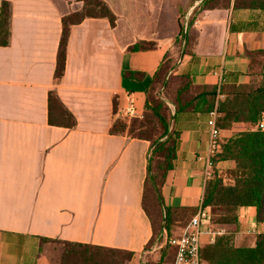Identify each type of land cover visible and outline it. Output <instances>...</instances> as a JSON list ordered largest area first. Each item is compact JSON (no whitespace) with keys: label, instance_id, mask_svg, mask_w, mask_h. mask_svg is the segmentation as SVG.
<instances>
[{"label":"crops","instance_id":"crops-1","mask_svg":"<svg viewBox=\"0 0 264 264\" xmlns=\"http://www.w3.org/2000/svg\"><path fill=\"white\" fill-rule=\"evenodd\" d=\"M5 1L12 6V17L9 45L0 46V264H62L59 242L132 252L126 264H162L146 250L155 236V223L144 206L151 143L110 130L116 118L133 119L124 114L131 104L135 118L143 117L153 77L165 56L177 52L180 25L172 15L173 0L163 30L157 27L162 19L153 18L151 32L125 25L132 0H104L118 17L116 26L105 18L74 25L59 82L55 70L62 18L83 3ZM203 1L196 0L189 9L198 11L187 32L190 52L179 58L175 75L188 78L193 97L216 88L260 86L264 10L235 6L236 0H212L205 9ZM148 40L157 48L130 50ZM130 72L143 77H127ZM51 90L77 119L74 129L49 124ZM216 99L206 96L193 109L176 114L173 107L177 157L162 196L170 209L169 230L177 237L201 206L214 170L208 120ZM219 129L226 143L248 126ZM235 167L230 160L215 163L226 184L233 183ZM208 228L203 226L201 236L202 264L216 262L226 249L254 248L264 222L257 220L255 207H241L236 224L216 225L221 235L210 234Z\"/></svg>","mask_w":264,"mask_h":264},{"label":"trees","instance_id":"trees-1","mask_svg":"<svg viewBox=\"0 0 264 264\" xmlns=\"http://www.w3.org/2000/svg\"><path fill=\"white\" fill-rule=\"evenodd\" d=\"M83 3L81 10L71 12L62 18V35L57 54L55 81L59 82L65 72L66 53L69 35L74 25L80 24L87 18L108 19L115 27L118 17L104 0H80ZM212 0H204L202 8H210ZM235 6L251 9H263L264 0H236ZM198 11L194 12L191 22L181 25L176 41L183 43V53L190 52L187 41V32ZM12 6L5 0H0V46H8L11 37ZM157 48V43L138 41L130 47L131 51H149ZM264 55V51L262 52ZM173 55L167 54L156 72L151 85L146 92V110L142 118H133L126 121L116 118L110 133L146 140L151 143L148 157L147 179L145 183L144 206L147 210V192L149 187L155 196V201L166 212L165 229L170 231V209L165 207L162 188L169 171L174 168L177 157L178 134L171 129V122L175 114L181 110L193 109V106L206 96L217 97L218 89L204 92L197 96L191 95L193 87L187 77H179L181 86L175 93L172 101L157 98L153 93L156 86L165 79L170 70L169 64ZM174 58V57H173ZM176 70V69H175ZM127 77L142 79L141 73L130 72ZM263 83L258 87H238L226 91L218 107L219 117L217 126L229 128L233 124L244 123L248 126L245 131L238 132L223 146L221 154L212 160L213 176L205 186L203 205L211 207L210 225H231L237 223V213L241 207H255L257 220L264 222V131L257 129V123L264 114V68ZM215 103L209 108L213 110ZM210 111V112H211ZM114 113H117V103L114 102ZM48 122L51 126L74 129L77 119L61 101L56 90L48 94ZM217 160L235 162L233 183L226 184L215 169ZM147 213L148 210H147ZM164 217V211H163ZM154 222V221H153ZM155 223V222H154ZM155 237V236H154ZM153 237V239H154ZM153 239L146 250H149ZM51 241V240H47ZM64 247L62 264H126L133 257L132 252L109 249L100 246L83 245L76 243L59 242ZM176 255V251H175ZM175 260V259H174ZM162 263V259L160 260ZM210 264H264V233L258 235L254 248H232L223 250L216 262Z\"/></svg>","mask_w":264,"mask_h":264},{"label":"rangeland","instance_id":"rangeland-1","mask_svg":"<svg viewBox=\"0 0 264 264\" xmlns=\"http://www.w3.org/2000/svg\"><path fill=\"white\" fill-rule=\"evenodd\" d=\"M195 1L196 0H173L172 15L174 16L175 21L176 18L179 17L180 26H185L186 24L191 22L192 18L194 17V13L192 12V10L189 11V9ZM168 4L169 0H132V7H130L131 11L128 14L129 22L125 23V25L132 27V29L140 30L141 32H151L156 25L151 22L152 19L161 18V22L157 24L158 31H161L165 26L166 17H170L171 12L168 11L167 13L166 9L168 8ZM157 37H159V33ZM146 42L155 43L154 40H148ZM175 44L177 45V52L173 53L174 58L172 57V59L170 60L172 63L168 65L170 67V70L164 77L165 79L163 80V82L161 80V82L156 86L154 90L153 96L155 100L157 98H161L166 101H172V99L175 97L176 91L182 84L179 78L175 75V69L179 65V58L182 55L183 43L177 42L175 38ZM170 106L171 108H173L171 104ZM146 199L147 210L149 212V215L155 222V237L149 248L148 254L149 256H156V262H161L160 260L162 259V264H171L175 259L176 248L170 242V240L177 238L178 235H176L173 231L170 232L164 230L166 227V225L164 224L166 212L165 210H162L156 203L154 193L152 192L150 187L147 192Z\"/></svg>","mask_w":264,"mask_h":264},{"label":"built area","instance_id":"built-area-1","mask_svg":"<svg viewBox=\"0 0 264 264\" xmlns=\"http://www.w3.org/2000/svg\"><path fill=\"white\" fill-rule=\"evenodd\" d=\"M220 87V86H219ZM225 99V94L218 90L217 99L213 110L209 113L208 126L210 128V165L212 167V160L219 156L223 150V143L221 139V130L217 126V119L219 117L218 107L222 100ZM125 117L135 118L136 110L134 105L131 104L125 110ZM257 129L264 131V114L260 117L257 123ZM213 172L208 174V178H212ZM211 220V207L204 206L203 200L197 213L191 218L189 223L185 226L182 234L170 240L176 248V255L174 264H202L201 259V236L204 233L203 226H209L208 232L212 235H221L223 230H215L210 225Z\"/></svg>","mask_w":264,"mask_h":264}]
</instances>
